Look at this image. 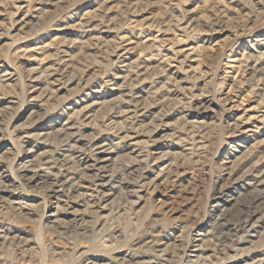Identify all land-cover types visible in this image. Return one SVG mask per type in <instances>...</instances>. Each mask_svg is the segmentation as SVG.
Instances as JSON below:
<instances>
[{"label":"rangeland","instance_id":"rangeland-1","mask_svg":"<svg viewBox=\"0 0 264 264\" xmlns=\"http://www.w3.org/2000/svg\"><path fill=\"white\" fill-rule=\"evenodd\" d=\"M0 235V264L264 259V0H0Z\"/></svg>","mask_w":264,"mask_h":264},{"label":"bare ground","instance_id":"bare-ground-1","mask_svg":"<svg viewBox=\"0 0 264 264\" xmlns=\"http://www.w3.org/2000/svg\"><path fill=\"white\" fill-rule=\"evenodd\" d=\"M88 26V25H87ZM88 29V28H87ZM127 51V50H126ZM121 56V55H120ZM125 57V56H124ZM125 65V64H124ZM121 67V66H120ZM121 70V69H120ZM124 70V69H123ZM126 70V69H125ZM128 70H129V68H128ZM52 72V71H51ZM124 73H125V71H124ZM123 73V74H124ZM47 74V73H46ZM130 78V76H129V74H126V75H123V76H118L117 77V79H119V80H121L122 81V83H125V81L126 80H128ZM32 80H33V78H32ZM34 82V81H33ZM40 83V82H39ZM113 90V89H112ZM141 91V90H140ZM33 92V91H32ZM137 97V96H136ZM121 99V98H120ZM116 101V100H115ZM116 102H118V101H116ZM92 103V102H91ZM103 103V102H102ZM102 104L99 102H97V103H92V104H89L88 106H87V108H85V110H91V109H93V108H97L96 106H101ZM103 107H105L104 105H102ZM107 106V105H106ZM104 109V108H103ZM74 111V110H73ZM82 111V110H81ZM81 111L78 113V114H80L81 113ZM84 111V110H83ZM127 111V113H126V115H127V117H129V118H131L134 114H135V112H137V114L139 115L138 116V118H141V119H143L144 118V116H145V114H146V111H147V108L145 107H141L140 106V104H139V102H136V103H134V105L133 106H131V109H128V110H126ZM125 111V112H126ZM75 113V112H74ZM88 113V112H87ZM73 114V113H72ZM71 114V115H72ZM70 115V116H71ZM75 115V114H74ZM77 115V114H76ZM69 116V115H68ZM79 116V115H78ZM76 117V116H75ZM80 117V116H79ZM68 118L69 117H67V119H66V121L64 122V124H62V126L60 127V129H57V131H56V135L57 136H59V137H61L62 138V141L65 143L64 145L65 146H69V147H71L70 145H69V143H70V141H71V139H72V137H73V133H71V130H72V127H70L69 126V121H70V119L68 120ZM73 118V117H72ZM71 118V119H72ZM79 118H77V120H78ZM74 122H75V119H74ZM110 122V121H109ZM134 122V121H133ZM139 122V121H138ZM74 125V124H73ZM72 125V126H73ZM115 125L116 124H114V128H115ZM118 125V124H117ZM116 125V126H117ZM76 126V125H75ZM75 128V130H76V127H74ZM108 128V127H107ZM123 130V129H122ZM125 131V130H124ZM74 132H76V131H74ZM236 132H239L238 131V129H236ZM242 132H244V133H250V132H252L251 130H249V129H242ZM53 133V132H52ZM40 135V134H39ZM58 138V137H57ZM42 139V138H41ZM93 139V141H90L91 143H90V154L92 155V156H94L95 157V159L94 160H96L97 161V163H99V164H101V168H100V170L101 171H104L105 170V163H107L110 159H111V156L113 155V153H114V149L112 148V146H110V145H108V144H101V143H99L97 140L96 141H94V138H92ZM91 139V140H92ZM131 138H129V137H123V140L122 141H126V140H130ZM60 141V140H59ZM74 141V140H73ZM41 142V141H40ZM75 145V144H74ZM135 144H133V143H131L130 144V146H134ZM73 148V147H72ZM84 150V149H83ZM84 157V156H83ZM68 159V158H67ZM66 160V159H65ZM74 160V159H73ZM111 161V160H110ZM21 163V162H20ZM96 163V162H95ZM32 164H34V163H32ZM38 164V163H37ZM44 164V163H43ZM77 164V163H76ZM22 165V164H21ZM23 166V165H22ZM40 166V165H39ZM42 166H44V165H42ZM17 168V167H16ZM63 168V167H62ZM45 169V168H44ZM48 169V168H47ZM46 169V170H47ZM74 170V169H73ZM57 171V170H56ZM101 171H98V172H101ZM19 172V171H18ZM44 172L45 171H43V169H40V167L38 168V167H31V166H27V167H22V169H21V171H20V174L23 176H26L27 174H30L29 176H26L27 178H25L26 179V182L28 183V184H33V183H35L37 180H39V179H42V177L44 176L43 174H44ZM101 173H105V172H101ZM57 173H55V175H56ZM52 175V174H51ZM3 177V176H2ZM61 177V176H60ZM24 178V177H23ZM51 179V178H50ZM59 180V179H58ZM90 180V179H89ZM97 180V179H96ZM111 180H110V178H109V180L107 181V179H105V177H103V175L100 177V179H98L97 180V190L98 191H102V190H106V188L108 187V186H111V183L112 182H110ZM43 182V181H42ZM54 182V181H53ZM59 182H60V180H59ZM63 182V181H62ZM73 183V182H72ZM137 184H139L138 186H137V189L138 190H142L144 187H145V183H143V182H141V181H138L137 182ZM50 185V184H49ZM70 185V184H69ZM113 186H111V188H112ZM74 188V187H73ZM105 188V189H104ZM67 189V188H66ZM112 189H114V188H112ZM51 190V189H50ZM96 190V191H97ZM117 190V191H116ZM122 189H121V187H115V193L116 192H120ZM107 191V190H106ZM133 191V190H132ZM109 192V191H108ZM77 193V192H76ZM115 193L113 192H111V193H109V194H106V193H104L103 195H102V198H103V201H104V206L102 207V210L103 211H107V209H108V207L109 206H111V204L112 203H114L113 201H111L112 200V198H113V196L115 195ZM131 193V192H130ZM101 194V193H100ZM51 197H52V195H50ZM72 195H70V197H71ZM116 196V195H115ZM55 197V196H54ZM66 197V196H65ZM100 198H101V196H100ZM115 199V198H114ZM55 200V199H54ZM53 202V201H52ZM99 202V201H98ZM55 203H56V201H55ZM57 204V203H56ZM24 206V205H23ZM22 206V207H23ZM102 206V205H101ZM26 207V206H25ZM98 207H99V205H98ZM19 208V207H18ZM97 209V208H96ZM18 210V209H17ZM29 210V209H28ZM55 211V210H54ZM99 211H101V210H99ZM94 212V211H93ZM55 213V212H54ZM65 213V212H64ZM51 215H52V213H51ZM122 215V214H121ZM97 216H98V214H97ZM120 216V215H119ZM76 217V216H75ZM106 217V216H105ZM79 218V217H78ZM106 218H108V216L106 217ZM58 220V219H57ZM60 220V219H59ZM82 220V219H81ZM80 221V220H79ZM248 225H249V219L248 220H245L244 222H243V227L245 228V227H248ZM250 228H252V227H250ZM2 233V232H1ZM0 236H3V235H0ZM1 238V237H0ZM6 239V238H5ZM7 240V239H6ZM156 247H158L157 245H156ZM159 252H160V254L161 255H159L160 257L162 256L163 258L164 257H166V254H168V255H170V253H169V251H168V249L167 248H165L164 250H158ZM174 256V254H172V257ZM176 256V258L179 260V263H182L183 261V258H186V259H189V253L187 254L186 252H185V250H184V253H182L181 252V254L180 253H178L177 255H175ZM201 257H202V259L204 260L203 262H202V264H205L206 262H208V260L210 259L209 258V256H207V257H203L202 255H200ZM158 258V257H157ZM198 258V259H197ZM199 259H201L199 256L197 257L196 256V260L192 263V264H197V263H200L198 260ZM156 260V259H155ZM259 263L258 264H261L262 262H264V259H258L257 260ZM120 262V261H119ZM256 262V261H255ZM254 262V263H255ZM261 262V263H260ZM149 263V262H148ZM90 264H93V263H90ZM149 264H166V261H165V259H164V261L163 262H160V261H154V262H150Z\"/></svg>","mask_w":264,"mask_h":264}]
</instances>
